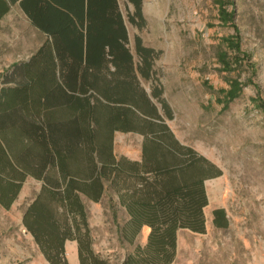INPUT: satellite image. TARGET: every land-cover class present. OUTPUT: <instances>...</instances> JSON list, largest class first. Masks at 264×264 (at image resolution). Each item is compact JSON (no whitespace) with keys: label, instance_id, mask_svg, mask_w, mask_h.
I'll use <instances>...</instances> for the list:
<instances>
[{"label":"trees","instance_id":"16d2710c","mask_svg":"<svg viewBox=\"0 0 264 264\" xmlns=\"http://www.w3.org/2000/svg\"><path fill=\"white\" fill-rule=\"evenodd\" d=\"M15 1L49 40L23 63L25 81L0 88V204H11L28 175L43 179L22 221L48 261L66 264L64 241L74 239L80 264H107L91 250L80 198L98 201L105 191L114 216L118 205L128 213L123 240L149 228L122 264H169L178 229L204 231V180L219 169L174 136L139 86L137 73L150 77L156 53L136 36L134 63L116 0H0V17ZM127 1L136 24L140 0ZM151 94L170 117L161 90ZM115 130L143 135L140 160L113 153ZM212 213L223 226V209Z\"/></svg>","mask_w":264,"mask_h":264},{"label":"rangeland","instance_id":"374dc122","mask_svg":"<svg viewBox=\"0 0 264 264\" xmlns=\"http://www.w3.org/2000/svg\"><path fill=\"white\" fill-rule=\"evenodd\" d=\"M116 1L134 63L136 36L156 53L150 77L137 73L139 86L174 136L219 169L204 180V231L178 230L169 264H264V0H140L142 20L135 16L136 24L128 20L134 5ZM47 40L19 2L10 3L0 17V88L25 81L23 63ZM156 88L170 117L151 94ZM142 141L137 131L115 130L113 153L140 160ZM43 183L28 175L11 204H0V264H51L22 221ZM80 198L95 255L122 264L136 246H144L147 226L132 243L121 238L128 213L118 205L114 216L107 192L98 201L81 193ZM216 208L223 209V226L212 222ZM64 257L66 264H80L76 240L64 241Z\"/></svg>","mask_w":264,"mask_h":264},{"label":"bare ground","instance_id":"6f19581e","mask_svg":"<svg viewBox=\"0 0 264 264\" xmlns=\"http://www.w3.org/2000/svg\"><path fill=\"white\" fill-rule=\"evenodd\" d=\"M251 170V173L255 172V169L254 167L250 169Z\"/></svg>","mask_w":264,"mask_h":264},{"label":"water","instance_id":"95a60500","mask_svg":"<svg viewBox=\"0 0 264 264\" xmlns=\"http://www.w3.org/2000/svg\"><path fill=\"white\" fill-rule=\"evenodd\" d=\"M181 229V228H180ZM180 229H178V230H180ZM178 230H177V232H178ZM177 234V233H176Z\"/></svg>","mask_w":264,"mask_h":264}]
</instances>
